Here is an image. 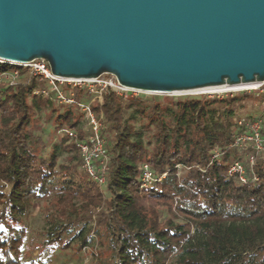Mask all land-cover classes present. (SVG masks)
Returning a JSON list of instances; mask_svg holds the SVG:
<instances>
[{
	"label": "trees",
	"instance_id": "1",
	"mask_svg": "<svg viewBox=\"0 0 264 264\" xmlns=\"http://www.w3.org/2000/svg\"><path fill=\"white\" fill-rule=\"evenodd\" d=\"M15 69V84L0 83V264H58L70 250H91L83 264H264V152L234 145L239 121L264 113V92L100 98L63 84L70 104L29 68L0 63ZM85 102L104 124V183L83 166ZM237 160L245 180L229 172ZM40 201L52 208L32 256Z\"/></svg>",
	"mask_w": 264,
	"mask_h": 264
},
{
	"label": "water",
	"instance_id": "2",
	"mask_svg": "<svg viewBox=\"0 0 264 264\" xmlns=\"http://www.w3.org/2000/svg\"><path fill=\"white\" fill-rule=\"evenodd\" d=\"M148 93L264 81V0H0V59Z\"/></svg>",
	"mask_w": 264,
	"mask_h": 264
},
{
	"label": "built area",
	"instance_id": "3",
	"mask_svg": "<svg viewBox=\"0 0 264 264\" xmlns=\"http://www.w3.org/2000/svg\"><path fill=\"white\" fill-rule=\"evenodd\" d=\"M0 63L29 68L31 74L40 75L41 77L47 79L51 85V90L56 91L57 98L60 102L70 104L75 102L73 97H68L64 94L63 90L61 89V85L63 84L78 86L82 88L85 87L96 93L100 98L102 97L104 89L107 88H111L124 97H127L130 94H134V92L137 91L140 92L137 89H132L122 85L117 79L116 75L111 73H105L95 78H68L57 76L52 72L49 62L44 58H37L30 62L22 63L21 65L14 64L3 59H0ZM18 78L19 72L17 69L0 73V83L3 82L15 84ZM254 89H258L264 92V81L260 82L256 87L227 89L224 91H227L228 93L235 92L237 90L251 91ZM42 93L44 95H48L49 90L43 89ZM208 93L209 95H214L213 93L215 92ZM81 109L87 114V119L91 127V131L87 140H84L80 143L81 153L83 157V166L92 177H94L100 183H104L106 171V140L102 135L104 124L102 119L98 117L97 114L93 111L90 103H82ZM239 123L244 125L246 127V130L236 137L234 145L244 148L251 146L257 153L264 152V113L255 119L249 120L247 118H242ZM71 134L74 133L71 132ZM98 159H100L99 164L97 163ZM254 159L255 156L251 155V162H253ZM144 168V180L146 181L145 185H148L153 175L148 169L147 165H145ZM229 172L231 174L239 173L240 178L242 180H245V163L243 162V160L235 161L232 164Z\"/></svg>",
	"mask_w": 264,
	"mask_h": 264
},
{
	"label": "rangeland",
	"instance_id": "4",
	"mask_svg": "<svg viewBox=\"0 0 264 264\" xmlns=\"http://www.w3.org/2000/svg\"><path fill=\"white\" fill-rule=\"evenodd\" d=\"M237 91H241V90H237ZM235 91V92H237ZM210 92H215L213 94H225L227 93V91L224 92H217V91H210ZM140 93H144L145 95H185L183 93H169V94H162V93H148V92H134V95L136 94H140ZM209 94L208 92H198V93H186V94H193V95H197V94ZM261 110H263V108L258 109V113L261 112ZM250 155L247 157L249 158ZM52 208V204L47 203L45 201H40V202H36L33 208V215L31 217V231L29 233V244H30V250L32 251V256H38L39 255V250L37 248V244L39 242V233L40 231L44 228L45 226V218H46V214L49 213V211ZM97 248V247H96ZM96 250V249H95ZM90 251L87 252H82V253H77L74 251H66L64 253L59 254L56 258L55 261L58 264H83L86 262H90L93 257L92 255H90ZM97 252V250H96Z\"/></svg>",
	"mask_w": 264,
	"mask_h": 264
},
{
	"label": "bare ground",
	"instance_id": "5",
	"mask_svg": "<svg viewBox=\"0 0 264 264\" xmlns=\"http://www.w3.org/2000/svg\"><path fill=\"white\" fill-rule=\"evenodd\" d=\"M258 85H259V82L242 83L236 86H229V85L211 86V87H203V88L194 89L190 93L224 91L227 89H237V88H244V87L250 88V87H256Z\"/></svg>",
	"mask_w": 264,
	"mask_h": 264
}]
</instances>
